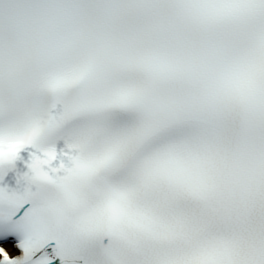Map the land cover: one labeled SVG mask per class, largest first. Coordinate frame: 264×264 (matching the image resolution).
<instances>
[{
	"label": "snow or ice",
	"instance_id": "1",
	"mask_svg": "<svg viewBox=\"0 0 264 264\" xmlns=\"http://www.w3.org/2000/svg\"><path fill=\"white\" fill-rule=\"evenodd\" d=\"M0 264H264V0H0Z\"/></svg>",
	"mask_w": 264,
	"mask_h": 264
}]
</instances>
